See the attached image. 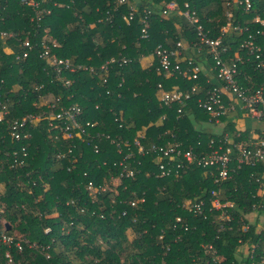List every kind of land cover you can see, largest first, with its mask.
Instances as JSON below:
<instances>
[{"label":"trees","instance_id":"16d2710c","mask_svg":"<svg viewBox=\"0 0 264 264\" xmlns=\"http://www.w3.org/2000/svg\"><path fill=\"white\" fill-rule=\"evenodd\" d=\"M34 1L37 8L24 0H0V31L13 33L0 35V104L8 109L0 122V264H264V165L242 166L221 186L220 199L232 204L225 207L228 220L219 218L220 210H208L210 190L217 185L204 169L195 167L182 177L158 176L153 151L136 153L138 173L121 178L112 189L118 148L126 149L114 139L131 141L144 132L142 142L148 146L163 143L173 132L183 147L205 148L218 136L195 101L178 117L176 103L162 105L157 99L158 82L167 89H186L185 80L176 74L165 78L155 65L140 63L158 44L170 47L180 37L194 42L186 20L161 17L158 0ZM178 1H188L212 36L220 34L225 10H233L236 21L264 45V34L256 33H264V25L253 21L256 15L264 19V0H250L248 10L229 0ZM130 5L133 17L126 22ZM143 19L146 38H140ZM245 35L229 36L232 49ZM24 39L33 45L26 57ZM43 43L51 58L88 68L112 56L129 61L113 64L106 81L84 68L57 74L54 64L39 56ZM243 69L256 74L248 65ZM73 103L82 108V122H94L84 126L89 135L71 129L70 138L62 132L54 137L58 131L49 122L59 119L49 116ZM26 115L38 120L27 122L30 136L16 141L9 121ZM246 120V115L226 118L221 131L241 132L242 138L259 132L255 122L247 125ZM22 146L26 156L19 151ZM88 182L108 187L93 197ZM186 200H203V212L184 208ZM127 231L134 234L130 241ZM3 235L12 242L2 241Z\"/></svg>","mask_w":264,"mask_h":264},{"label":"built area","instance_id":"2783aa9c","mask_svg":"<svg viewBox=\"0 0 264 264\" xmlns=\"http://www.w3.org/2000/svg\"><path fill=\"white\" fill-rule=\"evenodd\" d=\"M24 2L35 8L38 7L34 0H24ZM125 2H128V0H117L118 4ZM158 3L161 7V17L185 19L194 30L196 40L189 42V40L180 37L170 47L158 44L152 51L150 55L153 60L149 65H155V70L162 73L165 78L176 74L188 84L186 89H167L161 82H158L156 97L162 105L169 106L176 103L178 105V117L182 115L191 100L195 101L197 107L207 114L208 122L211 123L210 126L218 130V136L210 138L205 148L201 147L200 144L185 148L182 141L178 140L173 132L171 137L163 143L150 142L148 146H145L142 142L145 138L144 132H138L131 141L118 137V140L114 139L117 145L121 143L126 149L118 148L121 158L118 161L117 176L114 177L112 173L110 174V179L113 180L112 189L120 185L121 178L133 179L138 173L139 170L134 165V163L140 162L139 159L135 158L136 153L143 156L149 151H153L156 154L154 164L158 176L182 177L195 167L204 169V172L217 185L216 188L210 190L211 199L208 210H220L219 218L228 220L230 216L225 207L231 206V202L220 199L221 186L225 181L232 178L233 174L242 166L264 165V45L258 42L256 35L249 32L247 25L243 27L236 21L233 10H225V20L219 27L220 34L212 36L210 35L211 29L205 28L199 21L196 12L190 8L188 1H183L182 5L178 0H158ZM230 3L236 8L239 6H243L245 10L251 8L250 0L227 1V4ZM133 11L134 7L130 5L128 14L123 16L126 22L133 17ZM41 12V10L36 11L37 19ZM108 18H110V15ZM253 21L264 25V19L257 15L254 16ZM142 22L143 27L141 28L140 38H146L148 23L145 19ZM244 32L246 35L241 37L236 47L232 49L233 44L229 41H231L233 34L240 35ZM256 33L264 34L261 30H256ZM0 35L11 37L13 33L0 31ZM223 37H228V39L223 41ZM21 45L25 48L22 57H26L33 45L28 39L21 41ZM189 50L192 51L191 54H188ZM39 56L48 58L50 63L54 64L57 74L63 70L73 72L84 68V70L88 69L94 74L99 72L104 81L107 80L113 64L118 63L121 65L129 61V58L124 56L120 58L112 56L97 68L94 66L88 68L81 64H74L68 58H51L49 46L44 43ZM247 65L256 74L247 73L243 69ZM64 83L68 85L70 80L65 79ZM106 93H108V90H106ZM51 106H54V104ZM7 113V105L1 102L0 122L6 120ZM81 114L82 108L78 103L59 106V110L49 116V119H59L58 122H49V125L55 131H58L54 137L62 132L63 137L70 138L73 136L71 129H76L88 136L89 134L85 131L84 126H92L94 122H82ZM241 115H246L247 119L255 122L258 129H260L259 132L251 130L245 138H242L241 132L223 133L221 131L224 126V119ZM161 117L165 118L164 115ZM37 120L38 116L26 115L21 119L9 121L11 136L16 141L28 138L30 135L25 130L28 125L27 122L31 124ZM114 140L112 139V141ZM131 146L135 148L136 152L132 150ZM19 151L23 156L27 155L25 146H22ZM17 152V150L13 151V155L17 156ZM261 177H264V170ZM256 180L258 181L259 177H256ZM88 186L93 188V197L99 190L105 191L108 187L106 185L95 187L92 182H88ZM140 200L142 201L143 198H140ZM114 202L115 200L112 198L111 203ZM203 205V200L196 202L186 200L183 203L184 208L199 214L203 212ZM262 221L261 226L264 229V215H262ZM244 229H246V226H244ZM2 241L10 244L12 237L3 235ZM16 244L19 246V243ZM5 255L8 261H11L10 254L6 253ZM46 257H48V254H46Z\"/></svg>","mask_w":264,"mask_h":264},{"label":"crops","instance_id":"0c3cea01","mask_svg":"<svg viewBox=\"0 0 264 264\" xmlns=\"http://www.w3.org/2000/svg\"><path fill=\"white\" fill-rule=\"evenodd\" d=\"M191 53H192V51H191ZM188 54H190V50L188 51ZM152 60H153V57L151 55H148V56L141 57L140 63L142 66H149V64L152 62ZM240 123H243V122L241 121ZM206 127H208V126L206 125Z\"/></svg>","mask_w":264,"mask_h":264},{"label":"rangeland","instance_id":"374dc122","mask_svg":"<svg viewBox=\"0 0 264 264\" xmlns=\"http://www.w3.org/2000/svg\"><path fill=\"white\" fill-rule=\"evenodd\" d=\"M227 10V9H226ZM231 10V9H230ZM176 18H179V17H176ZM146 64V63H145ZM246 123H247V125H249V124H251V120H249V119H247L246 120ZM241 124H244V123H241ZM241 124H239V126H241V127H239V128H243V126L241 125ZM209 127H211V126H209ZM213 129V128H212ZM117 184V183H116ZM232 205V204H231ZM134 236V234L132 233V232H130V231H127L126 232V234H125V237H126V239H127V241H130L131 239H132V237ZM46 256V255H45Z\"/></svg>","mask_w":264,"mask_h":264}]
</instances>
